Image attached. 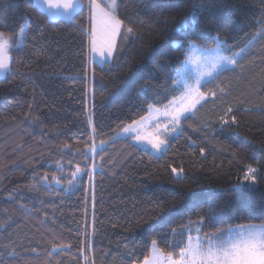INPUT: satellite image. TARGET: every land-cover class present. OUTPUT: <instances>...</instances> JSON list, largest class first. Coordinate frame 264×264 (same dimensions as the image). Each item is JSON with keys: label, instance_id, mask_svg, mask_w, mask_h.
Wrapping results in <instances>:
<instances>
[{"label": "trees", "instance_id": "trees-1", "mask_svg": "<svg viewBox=\"0 0 264 264\" xmlns=\"http://www.w3.org/2000/svg\"><path fill=\"white\" fill-rule=\"evenodd\" d=\"M81 2L74 18L51 20L33 0H0L12 44L0 77V264H142L153 240L179 260L194 224L206 236L264 225V36L202 83L204 101L159 156L115 135L181 94L190 41L210 48L219 36L239 51L264 32V0H117L121 32L102 65L90 61ZM193 9L185 36L176 28ZM77 166L92 176L70 184ZM249 166L254 190L239 185Z\"/></svg>", "mask_w": 264, "mask_h": 264}, {"label": "snow or ice", "instance_id": "snow-or-ice-1", "mask_svg": "<svg viewBox=\"0 0 264 264\" xmlns=\"http://www.w3.org/2000/svg\"><path fill=\"white\" fill-rule=\"evenodd\" d=\"M42 5H47L49 14L52 16H64L67 19L74 18L75 14H78L82 10L83 5L81 0H41ZM90 17L92 21V28L90 34L91 50L93 53L99 52L104 59L101 63L107 62L109 58L112 57L113 52L116 49V37L120 33L122 21L116 15L117 0H89L88 4ZM199 20V12L196 9L190 13L188 17H185L180 24L177 26L176 31L187 35L189 29H194ZM25 28H21L19 36L22 40L25 35ZM127 31L132 32L131 28ZM264 36V32L258 33L256 36L252 37L248 43L239 49V51H233L229 46L226 45L224 41L220 39L219 36L213 37L216 44L215 52L217 55L209 59L208 57H202L201 60L208 63L207 71H200L199 64H197V76L195 78V85H189L185 80L183 82V87L188 90V94L195 92V98L191 99V102L176 107L173 112H167L166 115L170 116L168 123L164 125L163 130L158 126L154 127L152 131L146 134H140V129L142 128V121L145 118H141L139 121H133L132 124L127 125L124 129V133H136L132 138L137 142L146 141L156 152H161L167 144V140L162 138L165 134L169 132H176L178 130L181 117L184 116L186 112H192V109L204 99L205 94L200 92L199 89L202 86V80L205 77H210L212 79L216 78L219 72L231 70L234 68L239 59H243L246 55L248 49L252 47L255 41L260 37ZM9 37H5L4 33L0 32V74L8 73L11 71L9 67L10 55L9 49L12 47ZM187 48L190 52L195 51L197 46L193 42H189ZM231 52V55H226L225 53ZM106 54V55H105ZM184 63H193L192 59L186 57ZM179 73V69H177ZM177 84H181V80H177ZM215 95V93H213ZM228 112H232L229 108ZM194 114V113H192ZM223 119V118H221ZM227 123V121H224ZM232 122L235 123V116L232 117ZM168 124L172 125V128L168 127ZM95 131V129H93ZM179 131H183L179 129ZM192 145L195 146V141H191ZM65 147H68L67 145ZM103 143L100 145H93L89 150L90 153L96 154L99 151H103ZM203 153L204 149H200ZM85 159L89 158V153L83 154ZM94 158V157H93ZM57 167L63 169V165L57 162ZM96 165L93 163L91 165L92 171L96 169ZM256 169L249 167L248 175L245 179L248 181L246 185H241V187H246L249 190H254L256 187ZM172 172L177 176L183 173V169L177 170L172 168ZM84 174H87L89 178L92 176V172H85L79 166L72 173V180L70 184L76 182ZM47 180V175L43 178ZM56 183V180L53 177ZM203 220V218H201ZM199 232V227L196 229ZM175 235V231L173 230ZM207 239V248L203 246V243L197 238L196 242L193 243L191 236L188 237L187 246L181 250L180 259L173 260L171 255L167 257L169 264H264V225H247L239 227L236 229L229 228L227 233H220L219 236H212ZM156 241L153 240L152 244L154 246V251L156 249ZM163 255V253H160ZM144 264H159V260H149L145 258Z\"/></svg>", "mask_w": 264, "mask_h": 264}, {"label": "rangeland", "instance_id": "rangeland-1", "mask_svg": "<svg viewBox=\"0 0 264 264\" xmlns=\"http://www.w3.org/2000/svg\"><path fill=\"white\" fill-rule=\"evenodd\" d=\"M196 46H197V48L195 51L190 52L188 50L186 53V56H185V59H186V57L191 58L193 63H190V64L184 63V61H185V59H184L183 64H182L181 68L179 69V73H177V75H178L177 80L178 79L181 80V84L179 85L182 89L181 94L165 106H161V107L151 106L149 108L148 114L144 117L145 119L142 121V128L140 129V134H142V135L146 134V133L152 131L153 128L156 126H158L161 130H163L164 125L167 124L169 119L171 118L170 116L166 115V113L167 112H173L176 107L186 105V104L191 102V99L195 98L196 93L193 92V93H191V95H189L188 90L185 87H183V82L186 80L189 85H195V78L197 76V64H199L200 71H207L208 70V63L202 61L201 58L202 57H208L209 59H211L212 57H215L217 55V53L215 52L216 45L214 47H210V48H204V47H200L198 45H196ZM225 54L228 55L227 53H225ZM90 61L92 63H94L91 60V57H90ZM209 79H210V77H205L201 83H204L205 81H207ZM92 83H93V80H92V77H90L89 89L92 88ZM204 99H205V97H204ZM204 99H202L200 101V103L196 105V107L199 106L204 101ZM194 109H192V112L194 111ZM192 112H190V113L186 112L184 114V116L190 115ZM183 118L184 117H181V120ZM125 127L126 126H124V128ZM168 127L172 128V125L168 124ZM179 129H180V124H179L178 130L176 132H169L162 137V138L167 140V144L161 152H156V150L153 149L151 147V145H149L146 141L137 142L136 140H134L132 138L133 136L136 135V133H134V132L133 133H124L123 130L120 128V129H117L115 131V135L119 136V137L129 138L130 141H132L139 148H142V149L149 151L154 156H159L167 148L168 141H169L170 137L175 136V135L180 133ZM249 167L254 168L258 171V169L256 167H253V166H249ZM249 167L246 169L245 173L241 176V178L239 180L240 186L246 185L248 183V181L245 179V177L249 174L248 173ZM257 171H256V173H254V175L256 176V179H257V174H258ZM256 184H257V180H256ZM243 226H247V225L235 226V227H231V228L236 229V228L243 227ZM198 227L200 229L199 232H197V230H196ZM228 229H226L222 232H218V233L206 236V235H203V233H202L201 225L194 224L188 229V235L192 237L193 243H195L197 238H199L200 241L203 243V246L205 248H207L208 245H207V239L206 238H209L212 236H219L220 233L226 234ZM156 249H157V251H154V246L153 245L151 246L150 256L148 259L149 260H157L158 259L159 264H169V261L167 260L168 256H166L164 254L160 255L161 252L159 251V249L157 247H156ZM142 264H144V262Z\"/></svg>", "mask_w": 264, "mask_h": 264}, {"label": "crops", "instance_id": "crops-1", "mask_svg": "<svg viewBox=\"0 0 264 264\" xmlns=\"http://www.w3.org/2000/svg\"><path fill=\"white\" fill-rule=\"evenodd\" d=\"M33 2L40 10H42L48 16L49 19H51V20H56V19L69 20V19L65 18L64 16H52V15H50L49 14V10L47 9V5H42L41 4V0H33ZM91 28H92V21H91V24H90V34H91ZM120 32H121V29H120ZM119 35H120V33L116 37V45H117V42H118ZM114 52H113V55H114ZM113 55H112V57H113ZM89 56L91 57V60L94 63L99 64V65H102L104 63L110 62V60L112 59V57H111V58H109L107 60V62L101 63V61L104 59V57H102L99 52H96V53L92 52V50H91V41H89ZM9 67H10V63H9ZM5 74L6 73L0 74V77H3Z\"/></svg>", "mask_w": 264, "mask_h": 264}]
</instances>
